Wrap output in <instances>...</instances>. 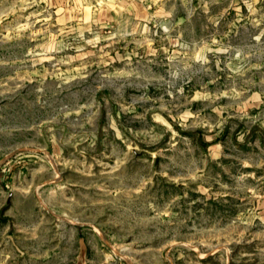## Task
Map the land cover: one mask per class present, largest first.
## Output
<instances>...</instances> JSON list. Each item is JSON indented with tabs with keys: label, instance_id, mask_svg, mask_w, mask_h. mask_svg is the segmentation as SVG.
<instances>
[{
	"label": "rangeland",
	"instance_id": "1",
	"mask_svg": "<svg viewBox=\"0 0 264 264\" xmlns=\"http://www.w3.org/2000/svg\"><path fill=\"white\" fill-rule=\"evenodd\" d=\"M0 264H264V0H0Z\"/></svg>",
	"mask_w": 264,
	"mask_h": 264
}]
</instances>
